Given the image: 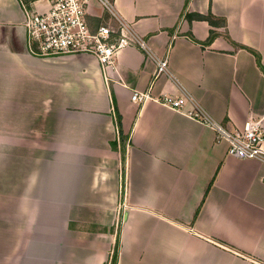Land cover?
<instances>
[{"label":"crops","instance_id":"0c3cea01","mask_svg":"<svg viewBox=\"0 0 264 264\" xmlns=\"http://www.w3.org/2000/svg\"><path fill=\"white\" fill-rule=\"evenodd\" d=\"M110 1L147 49L106 84L90 55H31L22 0H0V264H264V160L152 98L264 125V0Z\"/></svg>","mask_w":264,"mask_h":264},{"label":"built area","instance_id":"2783aa9c","mask_svg":"<svg viewBox=\"0 0 264 264\" xmlns=\"http://www.w3.org/2000/svg\"><path fill=\"white\" fill-rule=\"evenodd\" d=\"M92 0H32L21 2L24 11L23 26L26 31L28 52L37 57L51 58L86 54L99 64L104 82L111 80L110 71L116 73L115 58L125 47L139 46L146 50V43L137 36L129 24L112 8L110 0H95L102 12L110 18L92 28L87 15ZM168 69L166 57L158 58L155 75ZM151 95L134 91L131 100L140 104ZM152 98L163 105L185 112L216 132V141L227 144V155L238 159L264 160L262 118H248L241 126L227 128L211 118L188 94L173 97L163 93ZM125 191V184L123 186ZM124 208V207H123Z\"/></svg>","mask_w":264,"mask_h":264},{"label":"trees","instance_id":"16d2710c","mask_svg":"<svg viewBox=\"0 0 264 264\" xmlns=\"http://www.w3.org/2000/svg\"><path fill=\"white\" fill-rule=\"evenodd\" d=\"M30 1H32V0H22V2H25V3H29ZM199 17H201V18H205V17H203V16H201V15H199ZM206 18H207L210 22H212V21L209 19L208 16H207ZM211 38H212V35L209 36L207 42H208ZM254 54H255V58H256V62H257L258 67L264 72V69H263V67H262V65H261V63H260L259 55H258L257 53H254ZM116 125H117V127H118L119 133L121 134V126H120V117H119V116H117V119H116ZM121 144H122V143H121ZM123 145H124V143L122 144V147H123ZM112 147L116 148V143H115V142L112 143ZM122 149H123V148H122ZM205 195H206V193H205ZM117 241H118V238H117ZM116 259H117V251L115 250L114 253H113V255H112V257H111V259H110V263H109V264H116Z\"/></svg>","mask_w":264,"mask_h":264}]
</instances>
